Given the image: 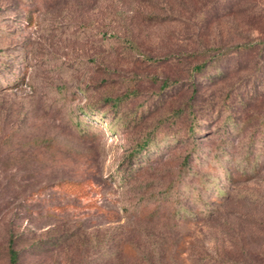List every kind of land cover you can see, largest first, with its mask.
<instances>
[{
	"label": "rangeland",
	"instance_id": "374dc122",
	"mask_svg": "<svg viewBox=\"0 0 264 264\" xmlns=\"http://www.w3.org/2000/svg\"><path fill=\"white\" fill-rule=\"evenodd\" d=\"M259 40L264 0H0V264H264Z\"/></svg>",
	"mask_w": 264,
	"mask_h": 264
},
{
	"label": "trees",
	"instance_id": "16d2710c",
	"mask_svg": "<svg viewBox=\"0 0 264 264\" xmlns=\"http://www.w3.org/2000/svg\"><path fill=\"white\" fill-rule=\"evenodd\" d=\"M257 42H259L261 44V48H263L264 41L259 40ZM254 45H255L254 41H241V42L233 43V44H231L229 46H226V47L217 48L214 52L209 54V56H207V58H204L200 62L192 65V67H191L192 71L193 72H198L199 74H201V73L203 74L204 69L209 67L208 70L215 69L216 71H218L217 73H220L221 72V69H219L220 66L228 65L227 61H230V59H232V58L235 60V62H238L240 60L241 56H243L244 54L248 53L251 49H253ZM112 103H115V101H113ZM227 118L228 117H226V119ZM226 119L222 123H226L228 125L232 124V126H230V127H234L235 126V123H233L232 120H230L229 121L230 123H229ZM195 121H196L195 118H193V115H191V118L189 119V122H188V125H187V129H189V133L185 134L186 136L187 135L188 136H192L195 133L194 126L192 124ZM215 126H217V125H215ZM261 138L263 139V137H261ZM146 144L147 143H146L145 140L139 141L136 144V146L132 147V149L130 150L129 153L133 154L136 151H140V152L142 151L144 153L146 151L145 150ZM189 144H190L189 150L182 157L183 160H184V163H186V160L189 157H191V156L196 157V154H192L193 152L196 151V143L194 142L193 138L190 139V143ZM257 147L260 148L261 151H263V145L261 143L258 144ZM123 174L124 173H122L121 175L123 176ZM60 182H69V181L66 180V179H63V180L59 181V183ZM213 184H215V183H213ZM211 188L212 189L215 188L217 191L219 189L217 185H214ZM176 194H177V191H176ZM175 202H176V204H179L178 200H176ZM175 206H177V205H174V207ZM197 213H199V214L200 213H206L205 214L206 217H208L210 215L209 209L208 210H204L202 208H199V211ZM183 215L184 216L187 215V212H185ZM22 233H23L22 231L16 230V229L12 228L11 226H7V228L5 230V235H4L2 249L4 250L5 254L7 255L8 261L11 262V263H15V262L18 261L20 249L15 248L14 245H15V242H16L17 238ZM45 239H47V238L37 239L36 240L37 242L35 241L34 243L38 244L39 240L40 241H44ZM49 239H51V238H49ZM97 259H98V256H97ZM194 264H240V263L235 261V260H233V259L220 261V260H216L214 258L213 259L207 258V259H204L202 263L197 262V263H194Z\"/></svg>",
	"mask_w": 264,
	"mask_h": 264
}]
</instances>
